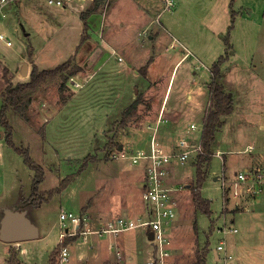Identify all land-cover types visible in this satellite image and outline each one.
Instances as JSON below:
<instances>
[{
	"label": "rangeland",
	"instance_id": "rangeland-1",
	"mask_svg": "<svg viewBox=\"0 0 264 264\" xmlns=\"http://www.w3.org/2000/svg\"><path fill=\"white\" fill-rule=\"evenodd\" d=\"M93 2L87 0L75 11L50 5L46 0H25L24 5L13 4L11 9L5 10L6 17L0 15V35L4 38L0 39V92L6 86L4 75L10 81L11 73L8 70L13 71L18 67L23 55L27 57L24 63L29 62L33 66V48L41 59L47 60L42 64L44 69L54 68L67 60L72 61L69 70L46 80L35 92L26 95L8 115L16 128L13 142L28 150L31 159L44 172V181L34 199L41 206L33 205L26 211L37 226L39 236L31 242L21 243V248L26 251L19 252V260L25 264H48L51 252L60 243V211L80 214L83 218L87 210H106L112 199L105 194L114 195L119 184H130L136 180L137 186L134 185L132 192L136 199L142 195L141 171L133 170L134 167L126 163L128 172L115 176L113 171L116 164L112 154L121 149L119 146H125L128 152L135 147H148L150 135L143 129L151 126L158 111V97L168 84L173 86L169 103L187 102L184 93L191 87L188 92L193 95L195 88L200 86L209 93L207 85L213 79L211 66L224 53L221 51L218 54L217 40L222 38V41L228 35L229 46L223 54L227 59L223 62L222 71V65L219 67L220 77L216 81L226 88L224 91L227 90L232 99L233 111L220 117L225 126L222 125L214 136L213 154L218 152L222 160L213 155L205 168L207 178L200 190L202 197L210 201L211 215L207 217L197 212L192 202L191 187L196 183L194 163L197 155L194 153L189 156L187 164L175 167L178 170L171 174L170 185L178 188L179 196L178 217L171 227L170 236L173 246L182 250L184 256L192 257L191 262L199 260L206 253L204 248L207 243L209 255L206 263L224 264L214 261L212 251L221 240V235L216 234L215 229L222 225L225 218V225L237 230L236 234L226 236L228 249L231 250L235 244L234 250L237 246L250 247L245 258L246 264H264V206L256 204L243 214H237L240 212L238 210L231 211V203L223 209V192L220 188L221 179L245 169L256 168L254 164H259L253 159L264 160V0H176L175 7L162 12L160 18L157 16L161 11L159 0H105L88 17V29H83L79 14L92 7ZM150 20L153 22L149 23ZM222 27L223 35L220 33ZM208 30L215 33L216 39L206 33ZM150 33H156L154 40H148ZM80 37V45L73 55ZM105 41L110 45L123 44V48L127 47L126 53L139 60L145 55L151 56L153 52L159 57L155 62L159 70L151 77L149 86L132 83V89L147 88L148 99L141 95L135 97L134 101L141 104L125 125L120 123L122 112L134 101L127 108L121 107L122 103L120 106L117 104L115 110L113 94L110 95L111 90L126 89L122 78H109L104 72L99 73L96 79L93 77L102 64V57V60H107L111 56L110 65L116 63L117 56L113 59L110 51L104 49ZM183 47L191 55L176 65L184 55ZM28 51L32 55L30 58L27 56ZM162 56L166 57L164 61L161 60ZM74 67L80 71L71 75L69 71ZM140 75L146 76L143 73ZM73 95L66 109L58 117L54 116L57 118L46 135L45 124L52 113L61 109ZM201 100L205 103L200 113L203 115L194 120L197 129L191 136L196 140H200L203 117L212 106L210 94L202 96ZM2 102L0 97V106ZM111 104L114 106V115L107 121V117L112 114ZM157 139L167 149L168 146L170 150L176 149V138L169 139L163 129H158ZM0 144L7 147L4 139H0ZM249 146L253 148L250 153ZM5 150L0 155V159L5 162L3 165L0 163V194H6L7 191L13 193V183L16 181L13 172L22 181L24 196L26 192L31 194L34 172L27 168L23 159L22 163L13 160L9 149ZM85 156H93L95 161L82 170ZM121 169L124 170V167ZM66 178L71 179L66 187L49 199L48 190L57 188ZM101 189H104L103 194L98 197L96 193ZM30 201L31 197L27 202ZM4 203L11 202H5V198L0 196V208H3ZM134 206L137 208L134 210L133 207L132 211H140L142 215L144 205L141 207L137 201ZM81 222L84 225V221ZM83 225L79 230L84 228ZM96 225L91 224L89 229L96 231L99 228ZM135 229L128 232L139 230L145 233L141 227ZM76 236L77 239L82 237L79 233ZM198 242L204 247L200 251ZM10 249L18 253L15 246L0 240V264H6Z\"/></svg>",
	"mask_w": 264,
	"mask_h": 264
},
{
	"label": "crops",
	"instance_id": "crops-1",
	"mask_svg": "<svg viewBox=\"0 0 264 264\" xmlns=\"http://www.w3.org/2000/svg\"><path fill=\"white\" fill-rule=\"evenodd\" d=\"M24 3H25V0H17L14 4L20 6L22 4L24 5ZM12 5L9 6L7 9L4 8L2 10L3 14H4V16H2V14L0 13L2 18L6 17L5 16L6 15L5 10H8L9 8L11 9ZM16 5H14V6H16ZM78 6L79 5H74L68 9H72V10L77 11ZM150 9H151V13H153L154 12L153 9L151 7H149V10ZM161 14H162V12L160 11V13H158V15H157L158 18H160ZM149 19H151V18L149 17ZM152 22L153 21H151L149 23H152ZM149 23H148V25H149ZM223 29L224 28L222 27V30L220 31L221 34L223 32ZM206 33L209 34L212 38L216 39L215 33H213L212 30H208ZM155 36H156V33L155 34L150 33V35L148 36V40H154ZM217 36H219V35H217ZM1 38H2V40L4 39L2 35H1ZM221 39L222 38L217 40V44H219L217 46L218 54L221 51L224 53L226 51L225 50L226 46H225L223 40L221 41ZM80 42H81V37L79 40V44L73 50V55H75L74 53L76 52L77 47H79ZM174 43H175V39L172 40V42L170 44L171 48L174 46ZM9 44H10V42L7 43V45H9ZM103 45H104L105 50L110 51L113 59H115L114 57L117 56V58L115 59L116 63H115V65H110V62H109L110 59L109 58L111 56L107 60H102V58H103L102 57L100 59L102 64L100 66H98V70L95 73H93V77L96 79L101 74V72H104V73H106L105 74L106 77L114 78L116 76H119L122 78V81L126 86L125 87L126 89L121 88V89L111 90V93H110V95L113 94V103L115 106V110L117 108V104L119 106L121 105L120 103L123 104L121 107L127 108L128 105H130L134 101V99H136L135 98L136 96L141 95V96H143L144 99L147 100L148 99L147 98V95H148L147 94L148 93L147 88H134V89H132L131 86H132V83H134V82H136L138 85H142V86H146L148 84L150 85V83H151L150 81L152 80L151 77L157 73L156 72L157 70H159L157 67H155V62L159 58L158 54L153 52V54L151 56L148 55V57H147V55H145L144 58L139 60V59H136L134 56H131V54L126 53L127 47L125 46V48H123V44L121 45V43H119L118 45H116V44L110 45V44H108L107 41H105ZM120 45H121V47H120ZM183 49L184 50H182V51H184V53H183L184 55L177 61L176 65L180 61L185 60L187 56L191 55V53L188 49H185L184 47H183ZM114 51H115V53H113ZM223 54H221V55H223ZM32 55H34L33 60H32V65L36 66V68L39 71L47 69V68L44 69V66L42 65V64H45V62H47V60L41 59L35 53L34 48H33V54ZM73 55H71V56H73ZM26 58L27 57H25L23 55L22 59L20 60L19 66L16 67L13 71L7 69L9 74L11 73L10 83L12 85H16L17 83H24V82L28 81L29 75H30L29 72H30L31 67H32L29 62H27V64H28L27 76L24 77L20 73L22 65L26 61ZM165 58H166L165 56H162L161 60L164 61ZM224 63L220 67L221 71H222V67L224 66ZM143 67H145V70H146L145 75L146 76L140 77L141 75H140L139 69L143 68ZM153 68L156 70L154 71ZM90 75L92 76V74H90ZM191 88H190V90H191ZM224 89H226V88L224 87ZM3 90H4V88L1 89V92H0V97L2 98V100H3L2 92H4ZM190 90L187 89L186 93H184V94H186V100H188L187 102L183 103L184 102L183 101L181 103H177V102L171 101L169 103L170 94L173 91V86H169V84H168V87H166L164 92L163 93L161 92L162 96L160 95V97H158V111H157L155 117L153 118L151 126L150 127L148 126V128L146 126L143 129L145 131V133L150 135V140L154 138V140L159 144L158 148L161 149L162 152H168L170 149H169V146L167 149V147L160 144L159 140L157 139L158 129H161V130L163 129L164 134L169 139H171L172 137L176 138L177 143H179L180 140H185V141H188L190 139L194 140L193 138H191L193 131L197 129V126H196V123L194 120L197 119L200 115H203L200 113H201V111L204 110L202 108L205 104L204 102L202 103L201 97L205 96V95L209 96V93L207 94V91H203L201 86L195 88L194 95L191 94L190 92H188ZM30 94H32V93H30ZM74 96L75 95H73L71 97V99H68L66 101V103H64V105L62 106L61 109H57V111L52 113V115L50 116V119H49L51 121L48 120L45 124V126H46L45 134L46 135L52 127V125H51L52 122L59 116V114H61L64 111V109H66L65 106H67L68 103H70L73 100ZM114 106H113V104H111L112 114L107 117V121H109L114 115V112H113ZM13 110L14 109L11 108V111L8 113V115L11 114V112H13ZM159 115H161V117H159ZM54 116H57V117L54 118ZM225 117H227V116H225ZM10 124L12 125L11 122H10ZM192 124L195 125L196 129L191 128ZM224 126L225 125H223V127ZM57 128H60V126H58ZM15 138H16V128L14 127L13 139H15ZM0 139H2V140L4 139L3 129L0 132ZM14 144H16L15 141H14ZM5 148L9 149L8 153L11 156H13L12 157L13 160H17V162H21L22 158L19 157L20 155L17 156L16 155L17 153L15 154V151L11 152L10 150H12V149L9 148L8 146L6 147L4 144H0V151H1L0 155L1 156L3 154V151H6ZM248 148H249L248 153H250L253 150V148L251 146H249ZM138 149H145V148L139 146V147H135V149H133L131 152L130 151L128 152L127 149L125 148V146H121L120 150L124 153V156H118L117 158H115L116 166H114L115 170L113 171V174L115 176L123 175V174H126L128 172L127 169H125L126 163H128L130 167H134L133 170L139 169L141 171V164L140 163L134 164L132 162V159H131V155ZM190 155H193V153H190L189 156ZM214 156H217L222 160V156L218 152H216V155H214ZM17 158H19V159H17ZM189 158H188L187 162L189 161ZM257 160L258 161L254 160V159L252 160L253 162H257L259 164L258 166H257V164H254L255 166H253V167H256V168L264 167V160H262V159H260V160L257 159ZM187 162L185 164H187ZM0 163L3 165L5 162L0 159ZM123 167H124V170L121 169ZM174 170L177 171L178 169L175 168ZM176 171H175V175H176ZM13 173L15 174L14 178L16 179V181L13 183V188L15 187L13 190V193H11V191H7L6 194H3V192L0 194L1 197L5 198V202L10 201L11 203H4L2 205L3 208H0V210L2 211V209H13V207L16 205H24L25 206L24 209L27 211L29 207L33 206L32 201L27 202L28 199L30 198L29 196L31 194H27V192H26V196H24V192L21 188L22 187V181L20 179H18L16 172H13ZM83 174H86V172H84ZM83 174H82V176H83ZM141 176H142V171H141ZM32 178H33V175L31 177V179ZM32 181H33V179L31 180V186H32ZM137 182L138 181L136 180V181H133L130 183L133 185H130L128 183H126L124 185L119 184V187L117 186V189L115 190L116 193L114 195L113 194L108 195L106 193L105 195L112 199L109 202V204L107 205L108 209H106V210L102 209L101 211L98 209L87 210L85 212L86 214L84 216L85 220H86L85 221L86 227L89 228L91 226V224L92 225L94 224V226H95L96 223H98L97 225L101 226L102 224H104L108 221L115 220L116 218H119L120 216H123V215H126L129 219H132V220H136L137 218L142 217V215L144 214V211L142 212V215H141V213L139 214L140 211H137V210H136L137 212L132 211L133 207H134V210H135V208H137L134 206L137 203V201L139 202L141 207H143L141 195L139 198L136 199L133 192H132V190L135 189L134 185L137 186ZM40 185H39V187H40ZM141 186H142V184H141ZM3 189H4V187H3ZM30 189H31V187H30ZM103 190L104 189H101L99 193H96V195H99L98 197H101V194H103ZM99 199L100 198H98L97 200H99ZM39 206H41V205H39ZM116 211H118V212H116ZM60 212H63V211H60ZM237 214H243V213H237ZM0 219H1V217H0ZM134 230H136V229H134ZM236 233H234V234H236ZM147 235H148V232L145 231V233H144V231L141 232L139 230L134 231V232H128L127 231L124 234H120L117 236L103 235V237H99V236H94L93 234H87V235L82 236L81 238L77 239L73 244L72 243L70 244V246H69L70 264L71 263L72 264H148V262L152 259V256H153V246H152L150 240H148ZM59 239H60V235H59ZM32 240H34V239H32ZM169 240H170L169 248L171 249L170 250V253H171L170 263H172V264H207L206 261H207L208 255H209L208 249H207V251H205L206 253H204L199 260L194 259L191 262L190 259H192V257L188 258L187 256H184V254H181L182 250H179L178 247L173 246V241L171 240V236H169ZM31 241H22V242H31ZM22 242H18V243H14V244L8 243L12 247L15 246L16 250H18L17 257L19 256L20 251H22L23 253L26 251L25 248H21ZM198 245H199V247H198L199 251L204 248L202 245L199 244V242H198ZM224 245H225L224 246V253L220 252V256L225 258L224 262H223V260L217 259V257L213 254V251H212V256L214 258V261H222L224 264H230V263H232V264H246L245 258L247 256V254L249 253L250 247L237 246L236 250H234V247H236V245H237V244H235V246L232 247L231 250H229L226 243ZM8 256H9V251H8ZM195 258H196V256H195ZM18 259H19V257H18ZM23 264H25V263H23Z\"/></svg>",
	"mask_w": 264,
	"mask_h": 264
},
{
	"label": "built area",
	"instance_id": "built-area-1",
	"mask_svg": "<svg viewBox=\"0 0 264 264\" xmlns=\"http://www.w3.org/2000/svg\"><path fill=\"white\" fill-rule=\"evenodd\" d=\"M17 0H0V13L2 16L3 9L8 8ZM87 0H46L50 5L62 8H71L74 5H80ZM161 12L171 11L176 0H159ZM1 38V35H0ZM2 39V38H1ZM161 117V115H159ZM191 128L196 129L192 124ZM158 143L151 139L148 147L138 149L132 155L131 159L134 164H141L142 186L141 197L144 205V215L136 220L129 219L126 215L120 216L115 220L108 221L96 231L86 227L85 217L73 212H60V242H63L67 236H76L78 233L82 236L87 234H97L117 236L120 232L130 231L141 227L146 232L153 234L150 241L153 246V256L148 264H172L170 263V231L173 223L178 217V188L170 185L171 174L177 166H184L189 158L190 153L202 152L200 140H180L176 143V149L168 152H162L158 148ZM124 156L121 150L115 151L112 158ZM221 192H223V209H226L228 203H231V211L238 213L250 211V207L256 204L264 206V167L245 169L242 172L234 173L230 177L220 180ZM229 209V207H228ZM221 226L216 227L215 232L221 235V240L216 247L217 259L225 260L220 256L224 253V244L226 236L234 234L237 230L231 226L225 225V218ZM84 221V225L83 222ZM83 229L79 230L81 226ZM80 232H79V231ZM70 244L63 246L57 258V264L70 263Z\"/></svg>",
	"mask_w": 264,
	"mask_h": 264
},
{
	"label": "trees",
	"instance_id": "trees-1",
	"mask_svg": "<svg viewBox=\"0 0 264 264\" xmlns=\"http://www.w3.org/2000/svg\"><path fill=\"white\" fill-rule=\"evenodd\" d=\"M105 0H94L92 7L87 9V11L82 12L79 14V19L83 22L84 28L88 29L87 19L90 17L96 10L99 8L100 5L104 3ZM234 19V16H232V21ZM231 27V26H230ZM229 27V28H230ZM228 28V29H229ZM226 47L229 46L228 42V35L223 40ZM78 48V47H77ZM30 51V50H29ZM27 52V55H29V58L32 57L30 52ZM225 55H221L211 66V73L213 76L212 82L208 84V90L210 94V102L212 103V106L207 110L205 113V116L203 117V128L202 133L200 136V145L202 152L197 154L196 161L194 163L195 168V186L191 187V190L193 192L192 195V202L195 207V210L197 212H200L207 217H210L211 215V209H210V201L205 200L201 195V187L203 183L205 182L207 178L206 170L207 165L210 163L212 157H213V147L215 144L214 136L216 132L219 130V128L222 127L223 121H220V117H223L224 115H228L232 113L233 111V103L232 99L230 98L229 94L224 91V87L221 84H218L216 81L220 77V66L223 62L226 61ZM72 65V61L67 60L63 62L62 64L56 66L52 69H45L39 71L36 66H32L30 70L29 79L27 82L24 83H17L16 85H12L10 81L7 79V77L4 75V81L6 83V86L4 88V92H2L3 102L0 106V127L3 129L4 134V141L5 144L11 149H13L18 155H20L23 159L24 164L27 166V168L32 170L34 172L32 186H31V200L32 204L36 207L40 205V202L35 201V197L39 194V185L44 181V172L42 168L37 165L29 156V152L26 149H23L21 147H18L13 142V132L14 127L10 124L8 113L11 111V108L17 107V105L21 102V100L28 94L33 93L36 91V88L44 83L48 79H54L57 76L63 75V73L70 69ZM70 74L74 75L79 73L80 69L77 67L71 68ZM140 73L145 74L146 70L145 67L139 69ZM139 101H134L131 106L122 112L120 123L125 125L126 121L135 115V112L137 110V107L139 105ZM94 157L93 156H85L83 158V162L81 165V169L84 170L85 167L88 166L90 162H93ZM84 168V169H83ZM70 178H66L61 181L59 186L57 188L48 190V195L50 198H52V195L54 193L61 192L67 185V183L70 181ZM82 211V210H81ZM77 239V236H67L63 240V242H60L54 250L51 252L48 264H57V258L61 252V248L63 246H66L69 242L75 241ZM208 245L206 243V247L204 248V251H207ZM6 264H23L17 257V253L15 250L10 249L9 256L6 260Z\"/></svg>",
	"mask_w": 264,
	"mask_h": 264
},
{
	"label": "water",
	"instance_id": "water-1",
	"mask_svg": "<svg viewBox=\"0 0 264 264\" xmlns=\"http://www.w3.org/2000/svg\"><path fill=\"white\" fill-rule=\"evenodd\" d=\"M27 68L28 64L24 63L20 71L24 77L28 74ZM24 207V205H16L13 209H3L0 219L1 241L14 244L38 238L39 232L37 226L29 219ZM147 238L151 241L153 234L148 233ZM213 254L217 257L215 249L213 250Z\"/></svg>",
	"mask_w": 264,
	"mask_h": 264
}]
</instances>
